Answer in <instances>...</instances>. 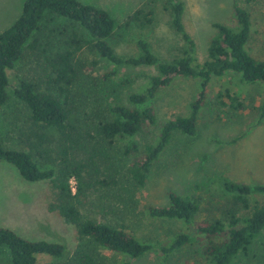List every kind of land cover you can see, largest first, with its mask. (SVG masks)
Wrapping results in <instances>:
<instances>
[{
	"label": "trees",
	"instance_id": "trees-1",
	"mask_svg": "<svg viewBox=\"0 0 264 264\" xmlns=\"http://www.w3.org/2000/svg\"><path fill=\"white\" fill-rule=\"evenodd\" d=\"M158 1L146 0L128 16L126 25L135 24L142 30L150 27L155 20ZM163 7L170 16V25L184 41L182 54L169 62L161 60L151 43L142 37L136 40V54H118L109 41L115 31V18L106 8L80 0H26L20 18L0 34V112L9 101L13 87L11 74L14 73L18 78V84L13 87L14 94L30 109L32 121L31 136L23 139L24 149L6 147L0 132V160L14 165L29 181L49 180L52 183L54 194L49 209L74 224L81 240L72 264H107L105 257L99 255L100 248L129 259L158 248L167 257L186 243L198 242V239H206L198 250L209 264H233L242 253L248 254L250 246L264 233V201L251 204L248 200L250 194H264V184L235 182L219 172L196 183L195 187L212 191V186H217L216 179L221 177L225 192L219 193L222 197L227 195L226 191L233 194L237 198L234 204L242 212L233 207L225 219L193 222V227L189 221L200 209L196 195L183 196L171 191L168 205L149 207V213L154 217L185 220L194 228L195 235L181 232L164 242L151 243L139 239L123 225L86 217L81 211L88 192L97 184L119 183L114 174L102 178L99 174L96 157L107 154L99 147L98 136L108 144L116 143L119 138H128L122 147L123 155L129 159L126 178L138 188L145 185L154 163L174 133L193 135L197 132L199 109L206 101L213 78L232 72L240 76L241 82H264V60L255 58L247 49L252 30L251 13L237 0L233 5L234 25L214 24L217 32L209 42L207 58L203 62H199L195 41L184 24V2L165 0ZM59 17L82 27L87 36L76 28L69 30L65 26H54ZM58 30L66 37V48L46 55L45 46L50 45L52 39L46 41L45 32L49 37ZM86 46L93 47L99 56L113 64V69L103 75L105 78L120 79L121 83L133 81L121 75L118 70L121 65L156 68L155 73L147 75L141 89L130 92L129 105L110 104L105 117L92 127L89 123H82L88 119L75 116L80 110L74 98L77 94L73 93L80 76L77 54ZM96 64L97 60H93L92 65ZM181 76L197 78L200 82L201 90L192 104V112L165 121L155 141L141 152L136 135L144 127L158 123L153 100L162 88ZM54 89L60 91L59 96ZM219 96L226 98L220 104L230 109L240 110L246 106L237 91L226 89ZM253 109L260 110L259 122L264 120V102L253 105ZM85 111L83 109L82 114L88 115ZM50 128L59 135L54 145L45 132ZM72 180L76 181L75 190L72 189ZM218 237L220 239H216ZM1 247L9 249L14 264H36L39 254L60 257L66 251L63 244L31 241L3 227H0ZM118 264H131V261Z\"/></svg>",
	"mask_w": 264,
	"mask_h": 264
},
{
	"label": "rangeland",
	"instance_id": "rangeland-1",
	"mask_svg": "<svg viewBox=\"0 0 264 264\" xmlns=\"http://www.w3.org/2000/svg\"><path fill=\"white\" fill-rule=\"evenodd\" d=\"M25 1L0 0V34L20 18ZM80 1L110 11L115 18L116 27L109 41L118 54H136L138 37L149 41L154 52L163 61L169 62L182 54L184 41L170 25V16L163 7L165 0L158 1L153 24L143 30L135 24L126 25V20L146 0ZM182 1L185 7V27L195 41L199 62H203L207 58L209 42L217 32L214 24L234 25V0ZM237 2L251 13L252 30L247 49L255 58L264 60V0ZM54 26H65L69 30L76 28L87 36L82 27L60 17ZM45 36L46 41L52 39L50 45L45 46L46 55L66 48V37L59 30L49 37L45 32ZM93 60H97L96 65H92ZM76 61L80 76L73 93L77 94L76 98L74 93V98L80 112L75 116L88 119L82 123H89L91 127L105 117L110 104L120 102L129 105L130 92L141 89L147 75L156 72L153 66L121 65L118 67L121 75L133 81L121 83L120 79L105 78L103 75L114 66L99 56L91 46L80 51ZM11 82L13 87L18 84L14 73L11 74ZM13 87L10 89L9 101L0 112V132L6 147L24 149L26 145L23 139L27 135L31 136L32 131L31 111L16 97ZM226 89L241 94L246 106L240 110L222 106L220 101H226V98L220 97L219 93ZM200 90L197 78L183 76L175 78L169 86L161 89L153 100L158 123L144 127L136 135L141 152L145 151L146 145L155 141L165 121L176 116H187L192 112V104L198 98ZM53 92L60 95L58 89ZM61 98L63 99V95ZM263 102L264 82H241L240 76L232 72L213 78L207 90L206 101L199 109L197 132L193 135L174 133L171 142L154 163L145 185L138 188L126 178L129 159L123 155L122 147L128 138H119L116 143L108 144L98 136L99 147L107 154L96 157L99 174L101 178L103 175L112 177L114 174L119 183L109 186L97 184L93 187L81 209L83 215L123 225L139 239L158 243L181 232L195 235L193 222L225 219L226 213L233 207L240 210L234 204L237 198L233 194L226 191L227 195L222 197L219 193L225 192L221 177L216 179L217 186H212V191L207 188L197 189L195 185L218 172L235 182L264 184V120L259 122L260 110L253 109V105H261ZM83 109L88 115L82 114ZM45 132L52 138V145L58 142L56 130L50 128L45 129ZM92 134L96 136L95 131ZM171 191L183 196L193 194L199 198L200 209L193 220L189 221L193 227L183 219L150 215V206L169 204L168 194ZM53 194V185L49 180L29 181L21 176L14 165L0 160V227L11 229L31 241L45 240L66 247L65 254L60 257L39 254L36 264H72L81 240L74 224L49 209ZM248 200L251 204L256 201L261 204L264 194H250ZM205 240L186 243L167 257L158 248L134 259L102 248L98 252L105 257L107 264H118L124 260L131 261V264H209L198 250ZM0 264H14L7 247L0 248ZM233 264H264V233L250 246L249 253H242Z\"/></svg>",
	"mask_w": 264,
	"mask_h": 264
},
{
	"label": "built area",
	"instance_id": "built-area-1",
	"mask_svg": "<svg viewBox=\"0 0 264 264\" xmlns=\"http://www.w3.org/2000/svg\"><path fill=\"white\" fill-rule=\"evenodd\" d=\"M71 182H72V189H73V190H75V189H76V184H75V181H74V180H72Z\"/></svg>",
	"mask_w": 264,
	"mask_h": 264
}]
</instances>
